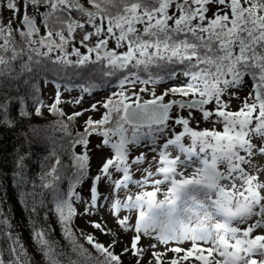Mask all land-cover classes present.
<instances>
[{"label": "snow or ice", "instance_id": "obj_1", "mask_svg": "<svg viewBox=\"0 0 264 264\" xmlns=\"http://www.w3.org/2000/svg\"><path fill=\"white\" fill-rule=\"evenodd\" d=\"M25 123L47 149L13 172L41 261L5 199L0 264H264V0H0V128Z\"/></svg>", "mask_w": 264, "mask_h": 264}, {"label": "trees", "instance_id": "obj_2", "mask_svg": "<svg viewBox=\"0 0 264 264\" xmlns=\"http://www.w3.org/2000/svg\"><path fill=\"white\" fill-rule=\"evenodd\" d=\"M248 88H250V83L248 87L245 88L244 92L241 93L242 96L246 94ZM109 91L110 89L101 88L98 91H96L93 94V96L97 94H102L104 95L103 97H105L109 94ZM44 99L47 100L46 88L44 89ZM45 116L47 117V119L33 117L31 121L32 125L39 127L55 119L54 117L48 116L47 112L45 113ZM28 126L29 125L25 123L24 125H20L17 129H13L12 131H9L5 128H0V184L3 185V189L0 190V195H2L3 197L2 200L6 199V202L3 205L5 211L11 209L10 214L12 216V223L16 226V231L20 233L25 243V246L28 248L29 252L32 253L34 255L35 260L39 262L41 261V257L35 253L34 246L31 241L28 212L25 210L24 204L21 203L19 189H17L13 180V172L15 170L16 149L18 147L20 148L21 154L27 152L32 153L30 156H28V158L25 161L26 176L29 179H34L36 177V174L40 171V161L43 158V156L47 154V149L43 144L40 143L33 144L31 148H29L27 145L23 143V139L19 137L18 133L20 131L25 130L26 127ZM93 143H95V139L93 140ZM66 159L67 158H65V160ZM92 172L93 174L95 173V171L93 170V156H92ZM86 184L87 182L84 185H82L79 189L84 197L87 194L89 195L88 190L86 189ZM26 187L28 190L31 189L30 185H27ZM63 187L64 188L67 187L66 181ZM80 211L81 212L83 211L82 207H80ZM43 214H44V210H41L40 212L41 221H43ZM82 218L83 216H80L75 219L76 227L82 228L86 232H93V234L96 235L101 242H107L111 239V237L109 236L101 235L99 232H95L91 227L89 228L84 227L81 224V222L84 223ZM50 222L52 223V226L55 229L53 233L54 238L58 240L62 245H64L65 241L63 240L60 234V228L56 224L55 218L52 217L51 215H50ZM81 243H84V241L81 240ZM85 247H89V246L85 244ZM117 251H119L118 248Z\"/></svg>", "mask_w": 264, "mask_h": 264}, {"label": "rangeland", "instance_id": "obj_3", "mask_svg": "<svg viewBox=\"0 0 264 264\" xmlns=\"http://www.w3.org/2000/svg\"><path fill=\"white\" fill-rule=\"evenodd\" d=\"M52 88H53V86L50 84V85H48V87L46 88V96H47V100H49V97L52 95ZM79 93H78V91H73L72 93H71V95L72 96H76V95H78ZM65 96L67 97L68 96V94L66 93L65 94ZM103 96L104 95H102V94H97V95H94L93 97H85V104H84V106L85 107H87L88 106V103L89 102H95V100H99V99H101V98H103ZM145 98H148V97H145ZM49 102H50V100H49ZM65 110L66 111H70L71 109L69 108V107H65ZM101 111H102V109H101ZM99 117V114H97V116H96V118H98ZM203 126V125H202ZM97 141L95 140V143H96ZM101 153H98V152H94V155H93V170L95 171L96 170V167H97V165H98V163H99V161H100V158H101ZM88 186H89V182H87V184H86V189L88 190ZM100 190L102 191V192H106V189L104 188V186H101V188H100ZM88 197V194L85 196V198H87ZM3 199V197H2V195H0V200H2ZM124 215H127L128 213L127 212H125V213H123ZM102 215L105 217V218H107L108 219V226L109 227H113L114 225H113V221L111 220V218L110 217H108L107 216V213H106V211H103L102 210ZM99 217H86V216H83V221H84V223L83 222H81V224L84 226V227H90L89 226V224H88V220L89 219H98ZM124 240H125V242H127V240H128V236H125L124 237ZM144 243L145 244H147V243H149V241H144ZM120 247H123V245H120V246H118L117 248H118V250H120ZM169 255H171V253L169 254ZM124 261H125V264H134V261L132 260V258L130 257V256H125L124 257Z\"/></svg>", "mask_w": 264, "mask_h": 264}]
</instances>
